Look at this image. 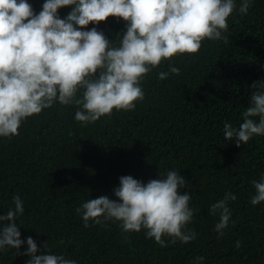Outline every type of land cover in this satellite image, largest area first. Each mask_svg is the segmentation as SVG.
I'll return each mask as SVG.
<instances>
[{"label":"trees","instance_id":"trees-1","mask_svg":"<svg viewBox=\"0 0 264 264\" xmlns=\"http://www.w3.org/2000/svg\"><path fill=\"white\" fill-rule=\"evenodd\" d=\"M44 2L27 0L34 14ZM234 3L222 32L228 39H205L197 53L163 61L141 80L144 98L133 110L114 109L85 125L75 120L80 106L57 101L25 119L19 135L0 137V216L15 208L18 195L25 209L16 217L24 241L20 253L32 237L37 255H63L77 264H264V202H250L252 181L264 177V136L239 148L224 138L226 122L234 128L243 123L258 90L252 84L264 81V0H253L246 15L239 12L242 0ZM71 11L61 8L58 16ZM126 23L109 17L84 30L97 27L119 46L116 37ZM169 64L179 75L169 72ZM162 71L169 72L164 80L158 78ZM172 170L185 177L189 186L181 194L189 192V207L197 210L186 226L195 231L194 240L172 244L165 236L167 246L161 247L143 228L125 232L120 222L103 217L84 227L77 208L101 196L118 200L120 177L147 184ZM226 192L237 199L228 203L231 216L220 236L219 214L209 208ZM15 251H0V264H27L30 257Z\"/></svg>","mask_w":264,"mask_h":264},{"label":"clouds","instance_id":"clouds-1","mask_svg":"<svg viewBox=\"0 0 264 264\" xmlns=\"http://www.w3.org/2000/svg\"><path fill=\"white\" fill-rule=\"evenodd\" d=\"M252 2L242 0L239 12L246 15ZM68 6L72 11L59 18L58 10ZM235 7L234 0H45L34 14L27 0H0V137L19 135L25 119L57 101L80 106L75 120L85 125L110 117L114 109L133 110L144 98L141 80L163 61L197 53L205 39H228L222 32L228 31L227 18ZM109 17L127 22L126 31L117 34L119 46L97 27L84 30ZM169 72L179 75L180 69L169 64ZM169 72H160L158 78L166 79ZM252 88L258 90L251 94L243 123L239 128L224 125L225 140H234L238 148L254 136H264V81L254 82ZM119 179L120 187L114 190L118 200L101 196L77 208L84 227L90 220L102 223L100 217L115 220L125 232L143 228L146 238H154L161 247L167 246L165 236L172 244L196 238L194 230H186L197 210L189 207L190 193L181 194L189 186L184 176L172 170L147 184L131 176ZM252 184L251 204L264 202V177ZM236 199L226 192L209 208L211 215L219 214L215 231L220 236L231 216L228 203ZM13 203L15 208L0 216L6 222L0 227V251L15 249V255L30 257L27 264H77L63 255H37L32 237L27 238V251L20 253L24 241L16 217L25 209L18 195Z\"/></svg>","mask_w":264,"mask_h":264}]
</instances>
